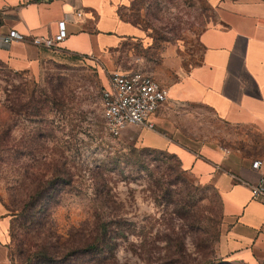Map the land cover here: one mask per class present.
Instances as JSON below:
<instances>
[{
	"label": "rangeland",
	"instance_id": "1",
	"mask_svg": "<svg viewBox=\"0 0 264 264\" xmlns=\"http://www.w3.org/2000/svg\"><path fill=\"white\" fill-rule=\"evenodd\" d=\"M121 15L141 34L121 37L102 54L58 47L37 71L0 62V201L13 221L33 187L67 170L74 181L53 198V225L60 231L79 225L105 200L107 216L129 229L116 251L120 264H247L221 252L219 192L184 171L174 153L151 150L139 125L114 135L103 116L111 71L173 78L200 63L199 34L215 21L213 6L131 0ZM164 104L191 147L216 136V119L205 106ZM97 186L105 195L96 194ZM9 245L14 248L11 234Z\"/></svg>",
	"mask_w": 264,
	"mask_h": 264
},
{
	"label": "crops",
	"instance_id": "2",
	"mask_svg": "<svg viewBox=\"0 0 264 264\" xmlns=\"http://www.w3.org/2000/svg\"><path fill=\"white\" fill-rule=\"evenodd\" d=\"M215 21L200 34V63L184 74L157 79L169 89L170 104L196 103L217 122L215 137L191 147L173 112L163 104L149 116L154 128L142 127L151 147L176 154L183 169L221 196L224 230L221 252L247 264L264 257V197H253L247 182L264 173V0H208ZM131 0H0V26L27 35L55 34L66 20L68 36L58 50L102 54L120 38L141 29L121 15ZM30 36L6 44L0 39V62L37 71L57 49L39 47ZM263 159L260 169L252 167ZM11 218L0 201V264H15L10 252Z\"/></svg>",
	"mask_w": 264,
	"mask_h": 264
},
{
	"label": "trees",
	"instance_id": "3",
	"mask_svg": "<svg viewBox=\"0 0 264 264\" xmlns=\"http://www.w3.org/2000/svg\"><path fill=\"white\" fill-rule=\"evenodd\" d=\"M73 181V174L62 169L50 182H39L31 189L10 224L14 248L9 247L15 264H120L116 251L129 229L122 219L107 216L105 200L95 204L79 225L65 231L53 225V198ZM101 190L97 186L96 194L105 195Z\"/></svg>",
	"mask_w": 264,
	"mask_h": 264
},
{
	"label": "built area",
	"instance_id": "4",
	"mask_svg": "<svg viewBox=\"0 0 264 264\" xmlns=\"http://www.w3.org/2000/svg\"><path fill=\"white\" fill-rule=\"evenodd\" d=\"M30 41L39 46L51 49L60 47V43L68 36L66 20L58 22L55 34L27 35L15 28L4 31L0 26V39L9 44L14 40ZM169 99V89L152 74L132 70H113L109 74V84L103 90V116L109 131L119 135L130 125H146L153 128L149 121L154 113ZM263 159L256 158L252 167L260 169ZM253 197H264V173L256 182H247Z\"/></svg>",
	"mask_w": 264,
	"mask_h": 264
}]
</instances>
